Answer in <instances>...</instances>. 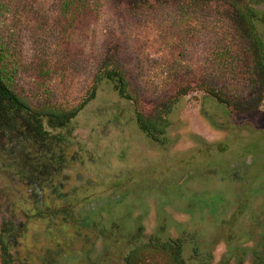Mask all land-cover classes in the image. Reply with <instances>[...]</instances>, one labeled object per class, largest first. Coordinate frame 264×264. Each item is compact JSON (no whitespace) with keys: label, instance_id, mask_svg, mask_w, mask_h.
<instances>
[{"label":"rangeland","instance_id":"obj_1","mask_svg":"<svg viewBox=\"0 0 264 264\" xmlns=\"http://www.w3.org/2000/svg\"><path fill=\"white\" fill-rule=\"evenodd\" d=\"M61 1L21 0L5 21L33 110L88 100L63 129L45 121L39 144L0 134L13 264H125L140 245L168 264L149 244L169 240L187 264H264V75L240 14L255 10L264 41V0H84L72 28ZM114 67L131 100L96 83ZM138 116L166 134L151 139Z\"/></svg>","mask_w":264,"mask_h":264},{"label":"trees","instance_id":"obj_2","mask_svg":"<svg viewBox=\"0 0 264 264\" xmlns=\"http://www.w3.org/2000/svg\"><path fill=\"white\" fill-rule=\"evenodd\" d=\"M20 2L21 0H0V134H24L26 142L36 145L44 141L45 135H49V132L45 130V121L46 126L51 130L63 129L72 119L77 117L78 113L86 106V103H88V100L79 108L72 111L53 109L47 105H44L45 107L43 109L39 108L33 110L30 104L19 94V83L17 81L18 63L13 55L17 54L15 47L17 39L15 31L9 30L5 33V21L7 17H11V15L16 16L13 17L14 19H19V15L15 14V7L16 4ZM61 3V14L63 15L65 24L68 28L75 27L77 22L76 14L79 10V6L80 4L82 6L85 1L62 0ZM187 3L189 6H192L195 4V1L188 0ZM85 7H87V5ZM142 8L140 12L144 10L147 11V7L143 6ZM240 14H242L248 25V36L251 40V49L249 52L251 66H253L254 69L260 70L264 75V41L258 33L256 26L258 15L255 10L248 5L241 8ZM12 21L14 22V20ZM36 72L38 76H42V78L50 76L48 70L44 69V66L38 68ZM104 80L118 83L120 96L126 100L132 99L129 96L128 82L123 72L115 67L106 70L103 76L100 75L98 77L96 83ZM93 97L94 94L92 95V98ZM137 123L141 131L154 140L157 139V136L165 135L169 127L166 122L158 125V123L151 120L147 121L141 116H138ZM28 124H30L29 128H27ZM6 233L7 232L3 230L0 231V264H13L14 259L10 251V245L6 239ZM149 245V247H158L162 252L168 254V264H187V259L184 256L185 244L182 240H169L164 243L152 241ZM147 247V245H140L131 250L125 258V264H149V260L142 255V252Z\"/></svg>","mask_w":264,"mask_h":264}]
</instances>
